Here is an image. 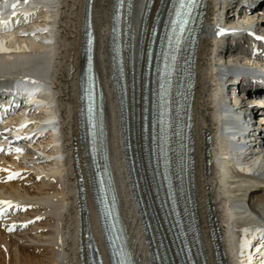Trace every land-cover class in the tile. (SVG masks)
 Masks as SVG:
<instances>
[{
    "label": "bare ground",
    "instance_id": "bare-ground-1",
    "mask_svg": "<svg viewBox=\"0 0 264 264\" xmlns=\"http://www.w3.org/2000/svg\"><path fill=\"white\" fill-rule=\"evenodd\" d=\"M148 1L134 0L129 19H133L136 36ZM229 1L209 0L208 20L198 49L193 130L196 213L204 247L209 255V264H264V248L259 251L264 246L260 241L264 229V142H246L242 124L238 127L235 123L237 115L243 118L253 112L250 107L252 101L247 99L246 90L253 92L256 89L252 79L260 78L264 67L257 64L259 57L250 56L249 50L235 49L232 42L225 43L227 38L233 41V35L229 34L225 38L227 30L215 22H225L224 13ZM18 2V8L13 12H20L12 18V24L17 28L0 34L2 42H6L5 46L0 47V62L13 67L14 70L8 72L11 77L18 74L27 78L32 75L47 78V82H37L34 85L30 79L25 80L30 88L26 90L30 97L23 96L21 92L10 91L9 96L14 97L13 103L22 102L26 108L19 134H31V127L24 129V123L32 122L35 117L37 119L34 121L37 122L40 118L51 115L43 119V123L47 125L36 135L39 138L33 146L34 150L16 153L15 149L9 148L11 157H0V201L15 202L21 207L32 208L26 213L27 217L20 220L19 226L34 217L40 218L45 213L48 217L43 218L47 220V225L40 231V239H37L39 245L21 243L13 238L14 234L6 233L0 227V264H59L58 253L65 259L63 264H87L84 236L87 210L90 230L99 244L104 264H110L95 199L93 175L85 163V143L80 138L82 103L79 96L85 60L87 0ZM159 5L163 7L161 13L165 14L166 5L161 0H155L150 19ZM115 6L116 0H93L92 19L97 36L95 61L107 103L111 107L108 111L106 109V129L110 163L121 197L119 208L127 223L137 264H151L149 244L146 241L150 237L144 233L131 193L124 147L121 97L114 78L111 27ZM231 10L225 16L229 22L237 17L231 16ZM242 22L255 24L257 28L264 30V10L256 11ZM220 34L223 37L219 38ZM236 39L243 48L241 35L237 38L235 34L234 42ZM235 50L237 57L233 54ZM17 59L27 60L34 68L31 73L30 68L20 71L15 65ZM124 59L125 68L129 70V53L124 52ZM132 61L134 65V57ZM232 67L237 71L236 75H233ZM231 75L230 79L234 78L238 87L233 97L227 98L223 80ZM11 77L0 74V91L4 87V90L11 88L14 79ZM127 81L128 114L137 116L138 106H142L143 81L139 83V96L132 93L129 77ZM134 85L137 83L134 82ZM223 101L225 107L222 106ZM208 135L210 139H207ZM27 145L20 143L19 147ZM256 164L258 166L255 168ZM24 168L35 174L32 175V185H24L19 178L4 182L11 169L20 172ZM144 169L146 170V165ZM248 170L254 171V174L246 176L243 172ZM80 176L84 178L83 184L86 186V202L81 197ZM39 178L41 180L37 181ZM148 185L149 182L145 181L140 183V188ZM158 216L165 237L169 239L160 213ZM35 226L37 229L45 227L42 223ZM33 227L31 226L32 229ZM25 232L24 234H28V230ZM212 233L215 234L213 240ZM30 237L35 239L34 236ZM45 240L49 245L42 244ZM253 244L255 251L245 257L244 248L248 247L249 252V247ZM40 252L45 256L42 257ZM214 252L217 253L216 256ZM167 259L169 264H177L170 241Z\"/></svg>",
    "mask_w": 264,
    "mask_h": 264
},
{
    "label": "rangeland",
    "instance_id": "rangeland-1",
    "mask_svg": "<svg viewBox=\"0 0 264 264\" xmlns=\"http://www.w3.org/2000/svg\"><path fill=\"white\" fill-rule=\"evenodd\" d=\"M229 14V12L228 13H226V16ZM226 17H225V15H224V19H225ZM258 66V65H257ZM255 67V66H254ZM197 105V103H195V106ZM44 155L45 154H43L42 155V157H44ZM21 171H24V173L21 175V178L20 177H17V178H19V181H22V183L24 184V185H27L28 187L30 186V185H32V181L31 180H33L34 181V178H33V174L34 173H31V171L32 170H30V169H27V168H24L23 170H21ZM33 172V171H32ZM25 173H27V174H25ZM25 175V176H24ZM35 175V174H34ZM28 176V177H27ZM23 178V179H22ZM1 180V179H0ZM23 180H24V182H23ZM30 182H29V181ZM41 180V178H39V179H37V181H40ZM35 181H36V179H35ZM32 182V183H31ZM38 183V182H37ZM32 187L33 186H31L30 188L32 189ZM32 208H28V210H27V212H25L22 216L23 217H27V215H26V213H28V211H30ZM29 216V215H28ZM47 217H48V214L46 215V213L44 214V215H40V218L37 216V217H34V218H38V220L35 222V223H32L31 225H28L25 229H21L22 227V225H20L19 226V229L20 230H18V231H16L15 233H14V237L13 238H15V239H17V241H19V242H24V243H30L31 245H39L38 244V241H37V239H40V231H42L43 229H45L46 228V225H47V220H45V219H47ZM34 218H32V219H29V220H33ZM43 218H45V219H42ZM25 219V218H24ZM44 221H45V223H44ZM37 223H39V224H41L42 223V225H44L45 227L44 228H39V229H37V228H35L36 226L35 225H37ZM50 223V222H49ZM31 226H34L33 227V229L31 228ZM48 228V227H47ZM26 230H28V234H24V233H26L25 231ZM17 233V234H16ZM10 234V233H9ZM12 234V233H11ZM13 235V234H12ZM30 236H34L35 237V239L33 240V239H31V237ZM43 238V237H42ZM7 239H9V237H7ZM44 240V239H43ZM36 241V242H35ZM34 243V244H33ZM43 245H45L46 244V246L47 245H49V242L47 241V240H45V241H43V243H42ZM41 253V252H40ZM41 255H42V257H44L45 256V254L42 252L41 253Z\"/></svg>",
    "mask_w": 264,
    "mask_h": 264
},
{
    "label": "snow or ice",
    "instance_id": "snow-or-ice-1",
    "mask_svg": "<svg viewBox=\"0 0 264 264\" xmlns=\"http://www.w3.org/2000/svg\"><path fill=\"white\" fill-rule=\"evenodd\" d=\"M25 2H27V0H25ZM193 4H194V0H188L187 5H185V0H181L180 7L181 8H185L187 6L188 8H190ZM13 7H15V5H13ZM180 15H181V13L178 10L177 11V17H180ZM173 23H176V21H174ZM179 23H180L181 28H183V25H184L185 21L181 20V21H179ZM257 39H261V38L257 37ZM90 42L91 41H89V43ZM91 111H92V109H91V107H89V112H91ZM16 151L19 152V151H21V149H16ZM18 175H19L18 173H11L8 178L9 179H13V178H15ZM0 204H8L9 206H11L10 202H7V201H0ZM11 230L12 229L9 228V231H11Z\"/></svg>",
    "mask_w": 264,
    "mask_h": 264
}]
</instances>
